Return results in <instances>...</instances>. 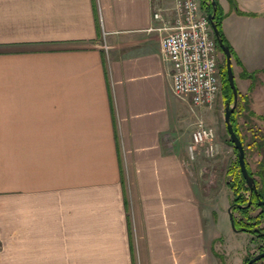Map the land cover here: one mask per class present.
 Instances as JSON below:
<instances>
[{"label": "crops", "instance_id": "obj_1", "mask_svg": "<svg viewBox=\"0 0 264 264\" xmlns=\"http://www.w3.org/2000/svg\"><path fill=\"white\" fill-rule=\"evenodd\" d=\"M217 1L258 115L264 0ZM157 2L0 0V264H215Z\"/></svg>", "mask_w": 264, "mask_h": 264}, {"label": "rangeland", "instance_id": "obj_2", "mask_svg": "<svg viewBox=\"0 0 264 264\" xmlns=\"http://www.w3.org/2000/svg\"><path fill=\"white\" fill-rule=\"evenodd\" d=\"M172 1L167 0L166 3L157 2L154 4L157 7L165 8L171 7ZM228 1L232 9L248 5L254 11L253 13L260 14L258 12L260 3H255V0ZM209 4L210 0H200V6L206 13L209 11ZM251 17L258 18L259 16L254 15ZM237 32L257 40L261 34V26L259 22L253 21L247 25H242L240 29H237ZM219 67L221 77L220 90L211 107L195 110L196 117L189 112L185 102L179 100L176 102L177 109L183 116L184 143L188 144L191 139V132L199 121L213 126L216 131L214 139L217 146L215 156L207 157L200 154L196 160L189 161L194 174L193 177L198 183L207 223L206 228L212 239H214V242H212V254L215 256V264H244L247 258L259 252L260 248L264 246V240L247 232L234 231L230 223L228 209L234 203V197L242 196L243 200H247L249 191L232 187V185L235 186L239 182L240 178L238 174L237 150L233 147L224 121L225 104L229 101L230 92L223 79L222 72L226 70V66L225 56L222 52H219ZM232 67L236 68L235 73L237 74V61L234 58H232ZM244 76L247 75L244 74ZM232 103L233 101L230 104ZM259 113L256 115L251 108L250 101L239 95L231 121L235 132L244 144L248 168L259 185L262 186L264 181V111H259ZM260 210V207H252L248 210V215L244 216L238 208L232 209L236 228L242 227L241 223L245 224V220L248 217L252 223L255 222L254 217L260 213ZM257 228L264 231V219H261ZM257 264H264V259L257 262Z\"/></svg>", "mask_w": 264, "mask_h": 264}, {"label": "built area", "instance_id": "obj_3", "mask_svg": "<svg viewBox=\"0 0 264 264\" xmlns=\"http://www.w3.org/2000/svg\"><path fill=\"white\" fill-rule=\"evenodd\" d=\"M150 30L160 33L164 59L171 67L172 92L197 108L211 107L220 90L219 50L200 0H175L171 7H156ZM213 126L199 121L188 145L189 160L216 152Z\"/></svg>", "mask_w": 264, "mask_h": 264}, {"label": "water", "instance_id": "obj_4", "mask_svg": "<svg viewBox=\"0 0 264 264\" xmlns=\"http://www.w3.org/2000/svg\"><path fill=\"white\" fill-rule=\"evenodd\" d=\"M211 3L213 6V11L208 14V19L212 25L214 36H215V39L217 41V44L225 56L226 76H227L229 86H230L232 93H233V103L230 104L229 102H227L225 104L224 121L226 124V129H227V132L229 134L230 140H231L233 146L237 150L238 166H239L241 175H242L243 179L245 180V184L248 187L249 191L254 190L255 193H257L254 176L249 172L248 167H247L244 144H243L242 140L238 137L237 133L235 132L232 121H231V116H232V114H233V112L237 106V103H238V89H237V86L235 83L234 71H233V67H232V53L230 51V47L225 44V42H224V40L220 34V31L218 29V26L215 22L217 2H216V0H211ZM250 203L251 202H248L245 206H242L239 204V205H237V207H239V208L240 207L241 208L242 207H248L250 205ZM232 208H233V205H231L230 208L228 209V212L230 215L229 216L230 217V223H231L232 229L234 231H237L238 229L235 226V219H234V216L232 214ZM262 258H264V251L254 255L252 258H250L248 260V262L246 264H253V263L261 260Z\"/></svg>", "mask_w": 264, "mask_h": 264}, {"label": "trees", "instance_id": "obj_5", "mask_svg": "<svg viewBox=\"0 0 264 264\" xmlns=\"http://www.w3.org/2000/svg\"><path fill=\"white\" fill-rule=\"evenodd\" d=\"M216 2H217V10H216V15H215V22H216V24L218 26V29L220 31V34H221V36H222L225 44L230 47V51L232 53V58H234L237 61L238 60L237 54L234 51V49L232 48V46L230 45V43L228 42V40H227V38H226V36H225V34L223 32V29H222V20H223V17H224L223 9H222L221 5L218 3L217 0H216ZM212 11H213V6H212V3L210 2V4H209V11L208 12H212ZM225 71L226 70H224L222 72V74H223V79L225 80V82L227 84L226 86H227V88L229 89V92H230L229 101L228 102L231 103V101H233V93H232V90H231V88L229 86L228 80L226 79V72ZM238 95H240L239 92H238ZM247 167H248V165H247ZM248 170H249V168H248ZM249 172H250V170H249ZM238 174H239L240 180H239V182L235 186L232 185V187L234 189H235V187H237L239 190L245 189V190L249 191L248 187L245 184V180L243 179V177L241 175L240 169H239V173ZM259 192H260V195H262L264 193V181H263L262 190H259ZM234 198H235L234 203H236V205H239V204L240 205H246L247 204V200L248 199L247 200H243V197L242 196L234 197ZM238 209L240 210V212L242 213V215L247 216L248 215V210H250L251 208L248 206V207H242V208L240 207ZM261 219H264V205L262 206L261 213H259L257 216L254 217L255 222L252 223L250 221L251 219L248 217L247 220H245V224H243V223H241V224L243 226H246L248 228V230H250V232H252V233L255 234V232H260L261 231L260 228H257V225H259V223L261 222Z\"/></svg>", "mask_w": 264, "mask_h": 264}, {"label": "flooded vegetation", "instance_id": "obj_6", "mask_svg": "<svg viewBox=\"0 0 264 264\" xmlns=\"http://www.w3.org/2000/svg\"><path fill=\"white\" fill-rule=\"evenodd\" d=\"M210 2H211V0H210ZM254 179H255V177H254ZM255 184H256L257 193H255L254 190L253 191H249V197H248L247 203L248 202H251L250 205H249L250 208H252V207H260V209H261L260 210V213H261L262 206L264 205V193L262 195H260L259 190H262L263 184H262V186H260L259 183H258V181L256 179H255ZM232 205H233V208L232 209L238 208L236 206V203H232ZM237 229H238L237 231L247 232V233L253 234V236H255V237L259 238V239L264 240V231L255 232V234H254V233L250 232V230H248V228L246 226H242V227H239ZM262 251H264V246L260 248V250H259L258 253H260ZM252 257L247 258L245 260V263L244 264H246L248 262V260L250 258H252ZM263 259L264 258H262L261 260H263ZM261 260H259V261H261ZM259 261H257V262H259ZM257 262H255L253 264H257Z\"/></svg>", "mask_w": 264, "mask_h": 264}]
</instances>
